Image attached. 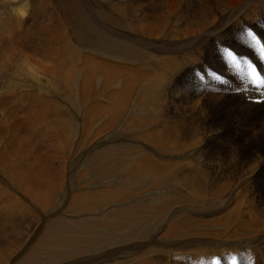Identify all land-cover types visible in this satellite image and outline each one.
<instances>
[{
  "label": "bare ground",
  "instance_id": "6f19581e",
  "mask_svg": "<svg viewBox=\"0 0 264 264\" xmlns=\"http://www.w3.org/2000/svg\"><path fill=\"white\" fill-rule=\"evenodd\" d=\"M0 55V264H264V0H0Z\"/></svg>",
  "mask_w": 264,
  "mask_h": 264
},
{
  "label": "rangeland",
  "instance_id": "374dc122",
  "mask_svg": "<svg viewBox=\"0 0 264 264\" xmlns=\"http://www.w3.org/2000/svg\"><path fill=\"white\" fill-rule=\"evenodd\" d=\"M44 7V4L42 5V7L41 8H43ZM50 9H52V11H53V7H48V9H47V11H49ZM104 29H106L107 31L109 30V31H115V32H118V28L117 27H115L114 25H112V24H109V23H105V26L103 27ZM86 54V53H85ZM107 54L109 55V56H114V52H110V51H108L107 52ZM1 56V55H0ZM8 57H5V58H2L1 57V60L2 61H5L6 59H7ZM103 61H106L107 63H111V62H109V61H107V60H103ZM111 64H113V63H111ZM114 65V64H113ZM105 89H107V88H105ZM105 89H104V91H105ZM102 91H103V89H102ZM103 91V92H104ZM141 139V138H140ZM77 154L78 153H76L75 154V156H77ZM57 165V164H56ZM55 165V166H56Z\"/></svg>",
  "mask_w": 264,
  "mask_h": 264
},
{
  "label": "snow or ice",
  "instance_id": "6c2138e0",
  "mask_svg": "<svg viewBox=\"0 0 264 264\" xmlns=\"http://www.w3.org/2000/svg\"><path fill=\"white\" fill-rule=\"evenodd\" d=\"M247 35L254 43H258L256 36H254L252 32H249ZM226 55L229 59H235L233 52L230 50L226 51Z\"/></svg>",
  "mask_w": 264,
  "mask_h": 264
}]
</instances>
